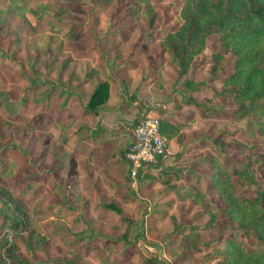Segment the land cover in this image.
<instances>
[{
	"label": "rangeland",
	"instance_id": "obj_1",
	"mask_svg": "<svg viewBox=\"0 0 264 264\" xmlns=\"http://www.w3.org/2000/svg\"><path fill=\"white\" fill-rule=\"evenodd\" d=\"M180 3L0 0V189L21 192L22 202L36 222L31 237L28 230L18 234L22 241L30 242H21L18 256L32 264H53L58 256L76 264H218L216 255L222 252L224 233L235 223L223 212L224 202L212 181V165L217 163L229 172L236 183L235 192L253 196L256 189L264 187V136L248 123L256 117L241 113L242 107L233 101L232 86L222 83L221 77L230 71L234 58L220 44L218 33L207 36L203 50L185 74L177 73L178 67L171 63L161 40L180 23ZM141 40L148 45L147 63L139 55L134 62L128 61L135 63L130 69L126 61ZM216 53L219 66L213 71ZM111 61L112 66L107 64ZM161 66H165L167 83L164 74H158ZM128 68L125 80L115 76ZM147 74L150 79L144 88L154 95L137 98V116L149 112L159 119L163 103L169 102L174 91L182 100L192 99L183 105L189 113L198 114L187 137L191 138L189 148L196 152L192 161L197 181H184L199 184L195 196L178 189L173 182L176 176L168 175L183 168L178 160L180 149L171 154L166 150L155 163L137 175L130 174L128 182L124 175L127 167L130 171V162L125 156L122 165L97 164L85 144L87 130L73 134L86 123L85 118L94 120L93 115L84 116L78 102L86 100L96 76L109 80L115 90L111 103L117 104L119 91L124 86L130 92L135 90ZM27 87L40 98L37 106L31 98L20 102ZM49 89L51 110L55 103L65 102L58 118L69 120L62 127H52L46 115L38 125L30 126L21 112L28 117L39 110L45 113ZM105 122L110 125L112 116H105ZM64 135L72 137L63 141ZM111 151L116 152L114 146ZM202 160L210 166H200ZM242 168L256 176L250 187L237 175ZM118 183H130L129 188H119ZM56 184L66 188L75 184L77 199L72 208L52 204ZM130 188L142 200L121 196ZM111 201L121 211L110 209L107 203ZM12 214L11 203L0 196V223ZM121 214L134 221L129 234L131 239L137 236L135 243L103 249L100 242L88 238L94 233H122L127 225L120 220Z\"/></svg>",
	"mask_w": 264,
	"mask_h": 264
},
{
	"label": "trees",
	"instance_id": "obj_2",
	"mask_svg": "<svg viewBox=\"0 0 264 264\" xmlns=\"http://www.w3.org/2000/svg\"><path fill=\"white\" fill-rule=\"evenodd\" d=\"M179 16L180 23L174 29L168 30L161 40L163 50L178 67L177 73L185 74L191 67L194 57L203 50L207 36L218 33L220 44L230 50L234 58L230 71L221 77L222 83L232 86L233 101L242 107L241 113L256 117L248 123L255 126L260 131V135L264 136V0H181ZM219 53H216L217 60L212 66L213 71L218 70ZM189 81L190 79L187 82ZM28 89L29 87L21 95L20 102L26 103L28 98H31L37 106L40 98L32 95L31 90ZM51 91L52 89H49L44 103L45 113L41 114L39 110L33 117H28L21 112L22 118L30 126L38 125L40 117L46 115L50 117L49 124L52 127H62L69 120L66 118L61 121L58 118L59 112L65 107V102L55 103V109L51 110L52 106L49 103ZM109 93V80H98L86 101L78 102L84 116L96 117L98 111L107 104ZM125 95L128 100L135 98L134 94ZM187 101L192 99L188 98ZM20 111L21 109H17V112ZM85 120L86 123L73 134L85 129L90 132L92 138H95L99 131L97 132L94 126L99 120L92 119V121L86 118ZM159 127L167 139L176 135L181 128L178 123L168 118H159ZM70 137L72 136L64 135L62 140L68 141ZM128 145L120 146L115 153L100 149L94 161L103 165L110 162L122 163ZM7 146L8 144L2 146L1 151H5ZM237 175L245 181L247 187L256 182V176H252L246 168L238 170ZM124 176L128 182H131L128 167ZM212 181L224 202V214L235 223L224 233L222 252L216 255L219 258L218 264H264V187L256 189L253 196L245 192H235V181H232L229 172L217 163L212 165ZM129 184L117 185L119 188L124 186L129 188ZM181 188L192 196L200 191L198 183L192 187L178 189ZM54 192L56 197L52 204L72 208L73 200L77 199L75 184L69 188L56 184ZM0 196L11 203L14 211L10 218L0 223V264H32L17 254L21 242L25 245L30 244L28 241H22L18 234L28 230L31 237L36 222L22 202L21 192L15 193L12 188L5 187L0 189ZM121 196L136 202L142 200L134 189L122 192ZM107 206L115 211H121L116 202L111 201ZM120 220L127 225L122 233H94L88 238L100 242L103 249H111L119 244L135 243L137 236L131 239L129 234V227L134 223L133 219L121 214ZM82 238V234L77 236V239ZM72 244L71 242L70 245L73 246ZM52 263L76 264L74 260L65 256L55 257Z\"/></svg>",
	"mask_w": 264,
	"mask_h": 264
},
{
	"label": "crops",
	"instance_id": "obj_3",
	"mask_svg": "<svg viewBox=\"0 0 264 264\" xmlns=\"http://www.w3.org/2000/svg\"><path fill=\"white\" fill-rule=\"evenodd\" d=\"M144 42L145 41L142 42V40H141L140 42L135 44V46L133 48V54H131L132 56H130V58L126 61L128 66L130 67V69L133 68L135 63L132 64L131 62H128V61L132 60L134 62V60L136 58H139V55H140V59L141 60L143 59L142 61L144 62V64L147 63L146 62V59H147V49H146L147 47L146 46H148V45H146ZM142 54H144V55H142ZM171 63H172V61H171ZM107 64L112 66V61H111V63H107ZM157 67H159V66H157ZM130 69L128 68L127 70H123L124 72H121L122 74L119 73L118 75H115V76H117V78L119 80H125L124 79V76H126L125 73H126V71H128ZM171 69L176 70L174 66H171ZM165 72H166L165 66H161L158 69V74L159 75L164 74V79L166 77ZM147 77H148V74L145 75L146 79L145 78L142 79L141 83H139L135 87V90H133L131 92L126 90V87L124 86L123 89L121 91H119V93H118L119 96L118 97L116 96L117 100L119 101V103H117V100H116L117 104L111 103V98L113 96H115V90L113 89V87L110 84L111 87H110V93H109V97L107 100V104L102 109H100L98 111V114L96 117L94 116L95 119L99 120V123L98 124L96 123V126H94V129L97 132L98 131L99 132L95 135V138H92V135L90 134V132H87V134H86L88 137L86 138L85 144L87 146H89V148H91V150L89 152H92V154H90V155H92V157L94 156V158H95V156L97 155V153L99 152L100 149L109 151L111 153L112 152L111 146H114V149L116 151V149L119 148L120 146L126 145V144L128 145V143H130V140L132 137V126L134 124L133 120H135V117L137 116V111L135 112L136 107L134 106V103L136 104L137 98H144L146 96H153L154 95V93H152L151 90L148 91L144 88V86L147 84V80L150 79ZM100 79H105V78L101 77V76L95 77V79L92 82V87L90 89V92L92 91L95 83ZM167 81H168V78H166L164 80V83H167ZM80 84H82V83H80ZM90 92L87 93V98H88ZM125 94H134L135 98H133V100H128ZM187 96H189V95H187ZM85 101L86 100H83L82 102H85ZM183 101L186 102L187 99L182 100L179 97L178 92L174 91L172 93V97L169 100V102L163 103L162 110L159 112V117L160 118H168L171 121L178 123L181 127L179 132L176 135L172 136L171 138H168L167 152L171 154L173 152H176L177 149H178V151L180 149V151H179L180 153L178 155V160L180 163L183 164L181 166L183 168H177V169H180L179 173L170 172V173H168V175L171 174V175H174V177L176 176L177 179L175 181H173V182H176V186L191 187L192 186L191 184L184 183V181H190L191 179H193L195 181L194 177H195V172H197V170L193 164V162H195V161H192V160H195L196 152H193L192 148H189L190 144H188V142L191 141V138L188 139L187 137L190 135V132L193 130V126L196 124L195 122L198 121L199 117H198V114L189 113L191 111L185 109V107H187V106L183 105V103H184ZM81 111H82V109H81ZM128 113H129V115H131V117H133L132 118L133 120L129 121V119L127 117L128 115H126ZM107 115L112 116V123H110V125L105 122V116H107ZM131 117H129V118H131ZM139 117L140 116L138 115L137 119ZM112 138H116L114 140V142H113ZM185 146H186V149H188V150L184 149ZM174 157H175V155H174ZM190 157H192L193 159H190ZM198 163L200 164V166L201 165H204V167L210 166V163H208L205 160L199 161ZM107 164H109V163H107ZM112 164L113 165H120L121 163L115 162ZM100 165H103V164H100ZM189 168H191L192 170ZM193 170H194V172H193ZM189 177H191V178H189ZM193 184H195V183L193 182ZM178 193H179V191H178Z\"/></svg>",
	"mask_w": 264,
	"mask_h": 264
},
{
	"label": "built area",
	"instance_id": "obj_4",
	"mask_svg": "<svg viewBox=\"0 0 264 264\" xmlns=\"http://www.w3.org/2000/svg\"><path fill=\"white\" fill-rule=\"evenodd\" d=\"M144 108L147 109L148 106ZM166 150L167 138L161 133L159 119L149 112L143 113L132 126V137L125 152V157L130 162L129 174H136L143 167L152 165Z\"/></svg>",
	"mask_w": 264,
	"mask_h": 264
}]
</instances>
